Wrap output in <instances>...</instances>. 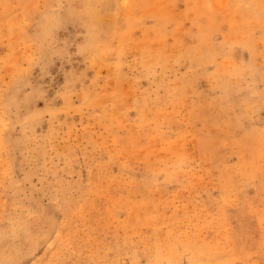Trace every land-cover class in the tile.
Wrapping results in <instances>:
<instances>
[{
  "label": "rangeland",
  "instance_id": "obj_1",
  "mask_svg": "<svg viewBox=\"0 0 264 264\" xmlns=\"http://www.w3.org/2000/svg\"><path fill=\"white\" fill-rule=\"evenodd\" d=\"M0 264H264V0H0Z\"/></svg>",
  "mask_w": 264,
  "mask_h": 264
}]
</instances>
